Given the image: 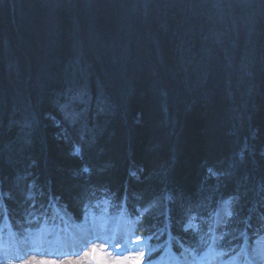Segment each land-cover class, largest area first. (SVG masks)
Wrapping results in <instances>:
<instances>
[{
    "label": "trees",
    "instance_id": "obj_1",
    "mask_svg": "<svg viewBox=\"0 0 264 264\" xmlns=\"http://www.w3.org/2000/svg\"><path fill=\"white\" fill-rule=\"evenodd\" d=\"M263 149L264 0H0V225L55 204L175 254L253 243Z\"/></svg>",
    "mask_w": 264,
    "mask_h": 264
},
{
    "label": "rangeland",
    "instance_id": "obj_2",
    "mask_svg": "<svg viewBox=\"0 0 264 264\" xmlns=\"http://www.w3.org/2000/svg\"><path fill=\"white\" fill-rule=\"evenodd\" d=\"M234 71L226 79L234 84L247 85L248 80L238 78L237 69ZM234 86L236 92L237 85ZM233 113L236 125H242L240 110L234 109ZM226 215L225 206L217 214L218 221ZM71 221L70 215L55 204L42 214L37 226L27 232L19 233L5 221L0 225V264H42L53 260L57 264H264V237L248 245L245 241L241 247L243 254L237 247L236 239L240 234L226 242L216 235L213 246L196 247L191 257L184 254L179 258L165 259L158 255L155 259H148L157 253L158 248L147 239H136L132 222L125 218H114L104 211H91L73 228L68 226Z\"/></svg>",
    "mask_w": 264,
    "mask_h": 264
},
{
    "label": "snow or ice",
    "instance_id": "obj_3",
    "mask_svg": "<svg viewBox=\"0 0 264 264\" xmlns=\"http://www.w3.org/2000/svg\"><path fill=\"white\" fill-rule=\"evenodd\" d=\"M78 153H79V148H76L75 149V154H78ZM92 251L95 252L96 248L93 247ZM101 251H103V250H101ZM45 255H56V254H54V253H46ZM85 255H89V253H85ZM42 264H57V261L53 260V261H49V262H42ZM69 264H71V262H69Z\"/></svg>",
    "mask_w": 264,
    "mask_h": 264
},
{
    "label": "bare ground",
    "instance_id": "obj_4",
    "mask_svg": "<svg viewBox=\"0 0 264 264\" xmlns=\"http://www.w3.org/2000/svg\"><path fill=\"white\" fill-rule=\"evenodd\" d=\"M63 214H64V213H63ZM238 244H239V245L242 244L241 241H238V242H237V247H238ZM240 251H241L240 254H242V251H243V250H240ZM257 254H258V253H257ZM262 259H263V256H262Z\"/></svg>",
    "mask_w": 264,
    "mask_h": 264
}]
</instances>
